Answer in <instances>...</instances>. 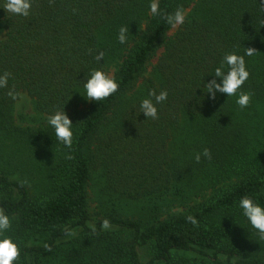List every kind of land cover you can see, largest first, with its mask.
Segmentation results:
<instances>
[{
  "label": "trees",
  "instance_id": "1",
  "mask_svg": "<svg viewBox=\"0 0 264 264\" xmlns=\"http://www.w3.org/2000/svg\"><path fill=\"white\" fill-rule=\"evenodd\" d=\"M260 2L159 0L162 11L181 6L188 13L170 35L173 28L150 13L151 0H32L28 17L6 12L0 0V75L12 74L0 88V207L15 218L6 233L20 248L15 264H264V240L239 207L245 196L264 207ZM121 26L129 28L125 44L117 39ZM247 47L258 51L244 57L250 76L241 91L253 94L249 106L221 93L210 99L204 84L224 55H244ZM93 70L113 76L119 90L88 101L84 83ZM10 89L32 100L37 127L17 125L19 99L7 95ZM149 90L168 93L155 120L140 113ZM63 109L73 122L71 150L47 122ZM186 121L210 160L181 164L171 156ZM96 172L107 196L145 203L143 216L112 211L93 233L88 188ZM231 177L236 181L211 186V197L183 213L167 210L166 201L183 207ZM105 219L108 229L101 227Z\"/></svg>",
  "mask_w": 264,
  "mask_h": 264
},
{
  "label": "clouds",
  "instance_id": "2",
  "mask_svg": "<svg viewBox=\"0 0 264 264\" xmlns=\"http://www.w3.org/2000/svg\"><path fill=\"white\" fill-rule=\"evenodd\" d=\"M52 3V0H49ZM261 11H264V0L260 2ZM32 8V0H5L3 9L13 15H19L28 17ZM150 13L153 16L161 17L172 28H178L183 25L186 20V13L183 7L178 6L173 13L162 11L160 8L159 0H151L149 5ZM0 29V32H3ZM129 34L128 26H121L118 32V42L125 44L127 42ZM258 51L253 47L245 48L244 55L236 54L235 52L226 53L220 62L219 66L215 68L213 78L208 80L204 87L209 94V98L216 99L217 93L225 94L227 97L237 96L236 103L239 108H247L252 99L251 92L241 91L243 85L248 80L250 73L247 70L245 56L252 57ZM104 53L99 52L94 58L97 61L103 59ZM12 74L5 71L0 75V88L8 87V80ZM219 78L220 82H217ZM84 89L86 92V99L88 101L99 102L108 99L119 90V84L115 78L108 73L101 70H93L84 83ZM13 100L24 99L21 93L15 92L14 89H10L7 93ZM168 93L166 90H162L157 94L154 90H149L148 98L143 99L140 102V113L146 118L158 119V110L156 105L162 104L167 99ZM48 124L54 129L56 139L62 143L66 148L71 150L73 144V122L66 115L64 109L56 111L54 114L47 118ZM211 159V152L208 148L203 149L202 153H196L194 160L196 163L201 161V157ZM66 159H72V155H66ZM21 186L28 184L27 180L20 181ZM239 207L243 211V215L248 219L251 226L257 230L259 239L264 240V207L253 201L252 198L245 196L239 201ZM0 207V264H15L20 258V248L13 242L11 237L6 233L12 227V220ZM187 220L197 224V221L188 216ZM93 233L96 232L95 225H89ZM101 227L108 229L110 227L109 220L105 219L101 223ZM66 235H73V231L66 230ZM48 251H51L50 246L45 245Z\"/></svg>",
  "mask_w": 264,
  "mask_h": 264
},
{
  "label": "rangeland",
  "instance_id": "3",
  "mask_svg": "<svg viewBox=\"0 0 264 264\" xmlns=\"http://www.w3.org/2000/svg\"><path fill=\"white\" fill-rule=\"evenodd\" d=\"M187 14L188 13L186 12V16ZM178 28H173L170 35H173ZM152 63H155V61L153 60ZM112 71L113 70L110 72ZM149 71L150 69H148V72ZM23 97L24 99L16 101L13 107V115L16 119V123L22 128L31 126L37 127L38 124L35 122L38 120V114H36L34 110V104L26 95H23ZM237 111L240 116H242V112L239 108H237ZM263 141L264 139L260 138L259 142ZM201 146V139L197 133L196 126L193 123L186 121V123L175 132L169 151L171 156L179 158V162L182 164L194 159L196 153H201ZM259 147L260 145L258 148ZM236 179V177H231L221 184H210L207 189H202L199 194L196 193L192 202L183 207H181L179 203L169 204L166 201L165 204H167V210L173 215L183 213L187 208L195 206L211 197L213 195V189L215 188H212L211 186H216V189H218L235 182ZM197 186L199 185L197 184ZM146 208L147 205L143 202L122 201L120 199L114 200L112 197L107 196L104 191V181L101 174L99 172L92 174L88 188V213L90 225H95L98 220L102 219L106 214H109L112 211L122 214L125 218L140 219L146 212Z\"/></svg>",
  "mask_w": 264,
  "mask_h": 264
}]
</instances>
